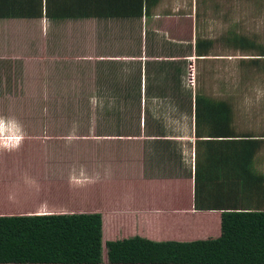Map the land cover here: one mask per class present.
I'll use <instances>...</instances> for the list:
<instances>
[{"label": "crops", "instance_id": "obj_1", "mask_svg": "<svg viewBox=\"0 0 264 264\" xmlns=\"http://www.w3.org/2000/svg\"><path fill=\"white\" fill-rule=\"evenodd\" d=\"M99 2L109 3L114 14L38 20L89 22L100 26L96 38L103 45L108 47V41L122 45L117 52L109 46L107 51L78 57L96 73L92 95L80 110L87 119L95 121L96 114L108 125L82 136L123 139V159L112 161L107 147L99 162L110 168V176L92 185L101 194L103 207L93 209L101 216V237L103 230L111 234L104 242L134 235L154 241L215 238L223 210H264V118L261 101H249L245 92L251 93L258 80L259 89L264 88V59L258 50L233 41L260 44L227 30L213 35L209 27L198 25L203 12L219 6L217 0ZM5 21L24 20L0 19ZM10 64L0 57V73ZM199 67L206 70L205 82L200 81ZM235 80L237 90L230 94V81ZM208 81L217 88L205 84ZM243 150L249 160L240 159ZM90 163L94 171L95 152ZM112 177L128 196L114 191L118 185ZM75 190L80 196L89 191ZM23 193L16 196V206L27 202L38 209L26 214L54 212H45L52 206L46 194L34 198L32 192ZM211 214L215 217H205ZM120 231L130 234L116 236Z\"/></svg>", "mask_w": 264, "mask_h": 264}, {"label": "rangeland", "instance_id": "obj_2", "mask_svg": "<svg viewBox=\"0 0 264 264\" xmlns=\"http://www.w3.org/2000/svg\"><path fill=\"white\" fill-rule=\"evenodd\" d=\"M217 2L218 7L211 10L208 8L206 13L203 12V15L199 16L198 25L206 26V29L209 27L208 32L213 35L227 30L254 39L260 45L264 44L262 0ZM98 28L100 26L81 21L49 23L44 20H32L0 23V57L13 63L6 71L0 73V114L16 116L27 131V138L20 151L0 152V216L25 215L38 211L37 208L27 205V202H20V207L16 206L18 203L16 196L25 195L23 192L26 191L32 192L31 196L34 198H42L43 194L49 197L52 206L45 212L93 211L96 205L102 206L99 203L101 194L93 190L92 186L84 188L85 192L88 189L89 191L80 196L77 194L78 191L68 184L69 169L77 164L78 158L82 160V164H87L90 172L92 152H95L98 164L107 154V147L110 149L112 161L119 162L123 159V152L120 149L123 147V139L109 140L82 136L91 132H101L108 125L104 124L102 119L96 118V114L95 121L87 119L86 112L80 110L83 100L92 95L96 73L91 70V64L78 57L86 55L87 52L92 54L93 51H107L109 46L112 47L111 51L115 52L122 47L118 41H108V47L103 45L100 39L96 38ZM199 68L200 81L205 82L206 70L203 67ZM229 76L231 77L228 73V78ZM196 77L198 78V74ZM205 84H212L214 85L212 88H217L213 81ZM232 84L230 94L232 90H237L236 80L230 81L229 86ZM258 84H261V80H258ZM259 85L252 88L251 93L245 92L249 101L253 98L256 103L261 101V113L264 118V88L260 90ZM73 122L79 124L78 139L68 146L65 137ZM77 143L80 144L76 146ZM102 143L107 144L102 147ZM96 146H99V150ZM25 173L39 182V191L31 190L23 184L22 176ZM110 180L118 185L114 191L120 197L128 196L116 177ZM10 193L15 196V204L9 202ZM66 193L67 197L64 196ZM131 197H134L133 191ZM108 202L107 199L105 204ZM132 202L134 203V199ZM41 211L44 213V210ZM205 217L213 218L215 215ZM126 234L128 231H120L116 236ZM107 236L111 234L103 230L101 237L103 262L104 239Z\"/></svg>", "mask_w": 264, "mask_h": 264}, {"label": "trees", "instance_id": "obj_3", "mask_svg": "<svg viewBox=\"0 0 264 264\" xmlns=\"http://www.w3.org/2000/svg\"><path fill=\"white\" fill-rule=\"evenodd\" d=\"M108 4L99 0H0V19L60 20L114 14ZM238 40L233 42L258 50L264 59L262 45ZM240 155V159L250 158L244 150ZM165 223L173 227L170 221ZM104 249L103 262L101 216L96 211L0 216V264H264V210H223L215 238L154 241L134 235L107 239Z\"/></svg>", "mask_w": 264, "mask_h": 264}, {"label": "clouds", "instance_id": "obj_4", "mask_svg": "<svg viewBox=\"0 0 264 264\" xmlns=\"http://www.w3.org/2000/svg\"><path fill=\"white\" fill-rule=\"evenodd\" d=\"M124 71L127 72L128 70L125 69ZM92 103L98 104V101L93 99ZM78 129L79 124L73 122L70 131L65 137L66 145L70 146L78 139ZM26 138L27 131L16 116L0 114V152L13 153L20 151ZM109 176L110 168L105 165L98 164L96 169L90 172L84 164H74L68 172V184L73 189H83L101 183ZM22 182L31 190H40L39 182L28 173L23 175ZM9 199L14 200V194L10 193Z\"/></svg>", "mask_w": 264, "mask_h": 264}]
</instances>
